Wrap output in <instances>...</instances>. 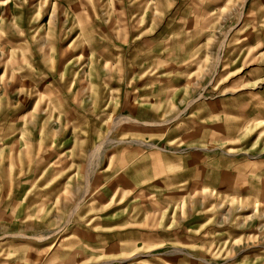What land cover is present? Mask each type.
Segmentation results:
<instances>
[{
    "label": "rangeland",
    "instance_id": "374dc122",
    "mask_svg": "<svg viewBox=\"0 0 264 264\" xmlns=\"http://www.w3.org/2000/svg\"><path fill=\"white\" fill-rule=\"evenodd\" d=\"M223 101L244 114L235 134ZM37 135L49 161L25 169ZM128 151L199 152L218 179L177 195L158 175L118 181ZM1 162L0 187L21 173L10 206L0 189V264H264V0H0ZM129 229L133 245L112 243Z\"/></svg>",
    "mask_w": 264,
    "mask_h": 264
},
{
    "label": "crops",
    "instance_id": "0c3cea01",
    "mask_svg": "<svg viewBox=\"0 0 264 264\" xmlns=\"http://www.w3.org/2000/svg\"><path fill=\"white\" fill-rule=\"evenodd\" d=\"M38 100V98H34L32 101L34 102L35 100ZM26 105L29 107L34 108V105ZM214 102V101H213ZM224 102V101H223ZM229 103V104H228ZM238 102L234 103V102H224L221 104H216L218 105L216 108L218 109L217 112L218 114L222 115L221 118V123H220V127L224 130L227 131L229 134H235L238 130L237 128L241 127L244 125V123L246 122V120L244 119V114L242 112H236L234 110V112H232L229 108L230 106L234 107L235 109L238 108ZM36 106V105H35ZM223 106V107H221ZM211 106L209 105L208 108H210ZM199 114H201L205 109H207L205 104H202L201 107H199ZM259 111V110H258ZM259 114H257V116H260V112H258ZM33 119L29 120V122H27V124L25 123V132L27 133H34L35 132V127L31 126L32 124H34V122H31ZM31 122V123H30ZM41 132L40 130H38V133ZM31 137L29 136H25V144L22 146V148H24L25 152L23 154L24 156V163L26 164L25 169L27 166H32L34 165L33 163H36L37 168L40 165H45V161L48 162L49 160H45V158H42L41 160L37 161L36 157L40 156L39 152H38V148L39 143H41V140H39V136L37 135L34 139V141L29 142V140H32ZM29 139V140H28ZM47 143H49L50 146H53V144L55 143V139L50 140L49 137L47 140ZM54 153V151H52V154ZM128 155V158H126V155H123V158H119V160H121L120 163L123 164H127L124 168V176L122 178H119L118 181H122L123 179H130L133 180L135 182V184H137L138 182H145L146 180H151L153 178L154 175H158L159 176V184L164 185L165 187H167L168 191H175V192H169L173 194H182L184 192V190H186V188L182 185L184 181H187V179L191 178L193 179L194 183L198 182V187L200 185H208V184H212L213 181H217L218 179V174L217 171L214 173L217 176H210V172L208 171L207 174V168H205L204 166L200 167L198 166V168H194L193 166H191L193 164H195V159L199 156V152H192L190 153L191 155V159H187V164H189V162H191L188 166L184 164V160L185 158L182 160L180 159L181 157H184V155L179 156L177 155L176 157H171V156H166L164 158L160 157V154H157V157H155V152H150L148 154H139L137 155L135 153V151H128L125 152ZM9 154V152H7V154H5V157H7ZM56 154V153H54ZM135 154V155H134ZM51 155V154H49ZM48 155V156H49ZM9 162V161H6ZM4 162L0 163V170L2 172V164ZM9 166V164H7ZM17 166V165H16ZM20 173L21 170L17 168ZM16 169H15V173L13 174V180L11 182V185L9 187V189H5L2 186L1 183V187L0 189L2 190V192L5 193L4 196H2L3 201L1 202L2 205H7L10 206L11 203H14V197L11 195L12 193V189L14 188V181H15V176L20 175L16 174ZM3 175V173H2ZM208 180H205L207 179ZM221 175H224L226 177V173L223 172ZM1 181L3 182L5 180L4 176H1ZM150 182H148L146 185H148ZM214 185H216V183H213ZM221 187L224 188H228V189H232V185H220ZM197 187V188H198ZM144 189H146L144 187ZM196 189V188H195ZM234 189V188H233ZM144 192V191H143ZM40 194V193H39ZM43 194V193H42ZM17 196V195H16ZM184 197V196H183ZM159 200V199H158ZM32 201V200H31ZM30 201V203H31ZM88 201V200H87ZM87 201H83L82 203H80V206H82V208L77 212H74V217L75 220H79L82 221L80 222L81 225L84 226H88L91 227L92 223H89L90 221L88 220H83L84 217V213L85 211H87V208L89 207V203ZM161 202H163L162 200H159ZM160 206V209L159 207ZM158 206L154 205L152 202H149V204H147V207H149V209H146L150 212H160V215L163 216V213L166 212V209L164 207V203H158ZM3 211V210H1ZM135 222H131L132 224H139L141 225L142 222H140L139 220L137 221V219H134ZM146 225H151L152 223V219L147 220V222H143ZM148 223V224H147ZM94 224V223H93ZM100 230H98L97 232L93 231V230H85L84 232L81 231L79 232V235L81 236V240H79V242L85 243L86 245H91L94 246L96 245L92 251H96L99 250L100 248L103 247L105 245V243L107 242V237L105 236V234L99 232ZM139 235V238L142 239H147L148 236L146 233H139L137 234ZM114 238H112V243H116L117 245H121L124 243H128L127 245H133L134 244V238H135V231H132V229L129 230H125V231H121L120 233H118V235L113 236ZM122 240H125V242L121 243ZM76 241V240H75ZM74 240L70 241V244H73L72 242H75ZM106 241V242H105ZM136 242V241H135ZM119 248V247H118ZM126 249H129L130 247L126 246ZM120 249V248H119ZM124 250V249H122ZM91 252V251H90ZM88 258V257H87ZM111 259H115V258H111ZM83 260V259H82ZM81 261V259L79 260Z\"/></svg>",
    "mask_w": 264,
    "mask_h": 264
}]
</instances>
